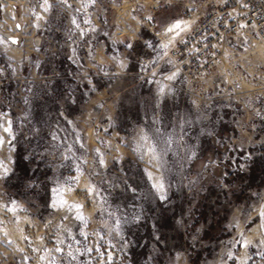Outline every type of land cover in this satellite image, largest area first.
I'll return each mask as SVG.
<instances>
[{"label":"rangeland","instance_id":"rangeland-1","mask_svg":"<svg viewBox=\"0 0 264 264\" xmlns=\"http://www.w3.org/2000/svg\"><path fill=\"white\" fill-rule=\"evenodd\" d=\"M76 4L0 0V264H264V61L225 54L194 111L169 34Z\"/></svg>","mask_w":264,"mask_h":264},{"label":"built area","instance_id":"built-area-1","mask_svg":"<svg viewBox=\"0 0 264 264\" xmlns=\"http://www.w3.org/2000/svg\"><path fill=\"white\" fill-rule=\"evenodd\" d=\"M60 1L67 7L77 2L76 10L85 9L87 13L90 8L98 7L100 0H86L84 8L83 0ZM101 1L114 10L105 15L106 28H117V10L121 3L127 6L130 21L135 22L137 28H145L155 36L162 30L157 31L154 15L162 9H179L181 18L189 25L168 48L172 68L167 75L172 78L166 76L165 79L170 88L190 87L186 100L194 111H211L216 103L228 99L220 78L221 68L218 67L225 54L250 50L256 53L257 61L260 60L258 65L264 61V0Z\"/></svg>","mask_w":264,"mask_h":264},{"label":"trees","instance_id":"trees-1","mask_svg":"<svg viewBox=\"0 0 264 264\" xmlns=\"http://www.w3.org/2000/svg\"><path fill=\"white\" fill-rule=\"evenodd\" d=\"M21 155L16 152V155H15V163H14V168H13V172L11 175H14L15 171L18 172L19 174L21 173L24 177L27 175V172H28V161H21L20 160V157ZM20 161V163H19ZM254 174V170L252 171V173L250 172V175H249V179L248 180H252V178H254L255 176H253Z\"/></svg>","mask_w":264,"mask_h":264},{"label":"bare ground","instance_id":"bare-ground-1","mask_svg":"<svg viewBox=\"0 0 264 264\" xmlns=\"http://www.w3.org/2000/svg\"><path fill=\"white\" fill-rule=\"evenodd\" d=\"M176 23H180L181 28L177 29L176 31L169 32L168 29L172 27L173 25H175ZM188 25H189L188 21H184L183 18H179L178 20L173 22L170 26L162 27L161 33L165 35L169 34L170 35L169 40L173 41L176 37H178L183 31H185L188 28Z\"/></svg>","mask_w":264,"mask_h":264},{"label":"snow or ice","instance_id":"snow-or-ice-1","mask_svg":"<svg viewBox=\"0 0 264 264\" xmlns=\"http://www.w3.org/2000/svg\"><path fill=\"white\" fill-rule=\"evenodd\" d=\"M181 28V25L180 23H176L175 25H173L172 27H170L168 29L169 32H173V31H176L177 29H180ZM172 77H169V79H171ZM153 187H155L159 192H162L163 191V185L162 184H157V185H154ZM165 197L163 195H161V199H164ZM79 207V206H77ZM81 219H83L81 217Z\"/></svg>","mask_w":264,"mask_h":264}]
</instances>
